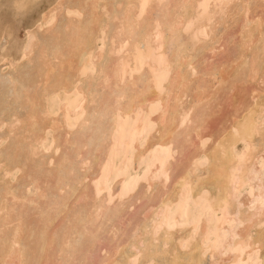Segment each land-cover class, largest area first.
Wrapping results in <instances>:
<instances>
[{
	"label": "bare ground",
	"instance_id": "1",
	"mask_svg": "<svg viewBox=\"0 0 264 264\" xmlns=\"http://www.w3.org/2000/svg\"><path fill=\"white\" fill-rule=\"evenodd\" d=\"M41 1L0 0V264H264V0H46L19 36Z\"/></svg>",
	"mask_w": 264,
	"mask_h": 264
},
{
	"label": "rangeland",
	"instance_id": "2",
	"mask_svg": "<svg viewBox=\"0 0 264 264\" xmlns=\"http://www.w3.org/2000/svg\"><path fill=\"white\" fill-rule=\"evenodd\" d=\"M44 1L46 0H42L40 2V4H38L36 7L32 8L30 12H28L25 16L20 17L19 19H17L16 21H14V26L17 27V31H18V35L20 36L23 32V27L27 24L28 21L31 20V18L33 17V15H35V13L38 11V9L43 5ZM1 14L3 15V17H5L6 19L9 18L11 19V11L8 7H5L4 5L1 7ZM22 28V29H21ZM3 40V39H2ZM1 40V41H2Z\"/></svg>",
	"mask_w": 264,
	"mask_h": 264
},
{
	"label": "snow or ice",
	"instance_id": "3",
	"mask_svg": "<svg viewBox=\"0 0 264 264\" xmlns=\"http://www.w3.org/2000/svg\"><path fill=\"white\" fill-rule=\"evenodd\" d=\"M5 7H8V5H4ZM17 7H19L18 5H17ZM28 39H31V35H30V33H29V35H28V37H27Z\"/></svg>",
	"mask_w": 264,
	"mask_h": 264
}]
</instances>
